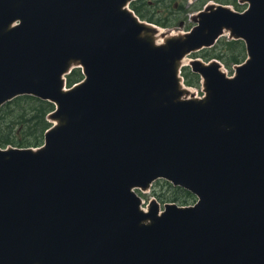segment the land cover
<instances>
[{"label": "water", "instance_id": "1", "mask_svg": "<svg viewBox=\"0 0 264 264\" xmlns=\"http://www.w3.org/2000/svg\"><path fill=\"white\" fill-rule=\"evenodd\" d=\"M133 1L0 0V107L55 106L44 147L0 149V264H264V0L160 45ZM224 32L246 60H192L205 97L186 98L181 61ZM157 180L198 200L144 210Z\"/></svg>", "mask_w": 264, "mask_h": 264}, {"label": "trees", "instance_id": "2", "mask_svg": "<svg viewBox=\"0 0 264 264\" xmlns=\"http://www.w3.org/2000/svg\"><path fill=\"white\" fill-rule=\"evenodd\" d=\"M237 0H228L229 4L236 5ZM147 6H149L147 4ZM151 9V8H150ZM132 10L141 18L148 20L156 25L168 27L169 24L153 22V16H148L143 13L138 6L132 5ZM152 10V9H151ZM149 14V13H148ZM219 47V46H217ZM212 51V50H211ZM227 51V53H226ZM214 52H217L215 54ZM214 54V55H212ZM213 58L227 64V61L233 64H240L245 58L244 47L241 41H226L221 44V47L216 51L207 53L203 58ZM242 57V59H241ZM184 82L187 86H198L199 77L184 68L182 71ZM83 79L80 69H73L70 74L66 76V85L68 88L80 82ZM54 110V105L38 100L31 96H20L7 102L0 107V147L12 146L16 148H37L43 144L44 133L49 129L50 123L46 120L47 115ZM170 187V185H169ZM171 188V187H170ZM177 194H182L180 199L186 205L190 199H194L193 195L180 189L173 188Z\"/></svg>", "mask_w": 264, "mask_h": 264}, {"label": "rangeland", "instance_id": "3", "mask_svg": "<svg viewBox=\"0 0 264 264\" xmlns=\"http://www.w3.org/2000/svg\"><path fill=\"white\" fill-rule=\"evenodd\" d=\"M147 4L149 6H147ZM212 4L224 5L236 12H242L247 7V4H240L239 0L236 1L237 7L229 4L228 0H137L132 2V4H129L128 9L132 11V5L138 6V9H140L143 13H146L148 16L152 14L154 15V13L156 12V15L153 16V19H155L153 22L159 21V23L169 24L168 27L156 25L154 23L149 22L146 19L141 18L136 13L135 15L142 22L145 23L147 22L148 24L151 23L150 25L153 24L156 28H159V30L164 31L165 33L171 35H182L184 33L189 32L194 27L195 25L194 19L196 18L197 13L203 11L208 5H212ZM229 40L231 39H229L228 33L224 32V34L219 38V40L216 42L213 48L202 49L197 53L188 55L185 58V60L182 62L183 67H186L189 64V62H191L193 59H199L204 63H208L209 61L214 60L219 63L220 70L224 72L226 76L228 77L233 76L235 72V67L239 64H233L230 63L229 61H227V64H224L218 59L213 58L214 56L208 59L203 58L205 54L216 51L218 48L221 47V44H225V42ZM214 53L217 54V52ZM182 85H183L182 87L186 88L189 92L188 93L189 95L186 98H190L191 96L196 98H201L203 96V89L201 83L198 86H193V87L191 86L188 87L185 84H183V82ZM51 123L52 125L54 124V122L52 121ZM0 148L5 149L3 147ZM169 185L171 188L169 187ZM173 188L174 187L168 182L164 180H157L152 183L149 190L147 191L135 190V193L142 200L143 203L142 208L144 209L151 200H155L158 203L160 211L163 210L164 205L166 204H176L179 207L192 206L195 204L197 200L195 196H193L194 199H190L189 203L187 202L186 205H184L181 202V198L175 199L176 197L179 198L183 196L182 194H178V193L176 194L173 191Z\"/></svg>", "mask_w": 264, "mask_h": 264}, {"label": "bare ground", "instance_id": "4", "mask_svg": "<svg viewBox=\"0 0 264 264\" xmlns=\"http://www.w3.org/2000/svg\"><path fill=\"white\" fill-rule=\"evenodd\" d=\"M159 33H163L161 30H159ZM160 34H158V36H157V38L155 39V42L158 44V45H160V44H162L163 42H162V40L164 41V38L163 37H161V36H159ZM172 35H170V34H168L166 37H171ZM185 60V59H184ZM183 60V61H184Z\"/></svg>", "mask_w": 264, "mask_h": 264}]
</instances>
